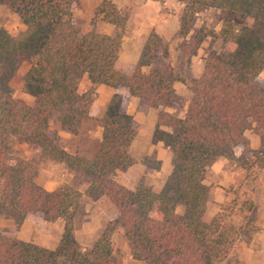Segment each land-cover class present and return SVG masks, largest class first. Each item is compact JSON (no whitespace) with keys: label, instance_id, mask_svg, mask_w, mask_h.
Returning <instances> with one entry per match:
<instances>
[{"label":"trees","instance_id":"obj_1","mask_svg":"<svg viewBox=\"0 0 264 264\" xmlns=\"http://www.w3.org/2000/svg\"><path fill=\"white\" fill-rule=\"evenodd\" d=\"M16 13L25 29L15 34L0 28V105L14 107L23 132L18 142L33 145L42 161L64 164L76 179L88 178L85 195L95 203L114 208L118 217L107 223L91 248L76 237L75 217L83 193L74 183L48 191L36 181L32 164L14 154L17 141L0 133V220H12L18 232L30 214L48 224L63 222V235L54 249L0 233V264H123L113 241L119 225L123 240L136 261L144 264H223L242 240V227L223 214L208 215L210 168L221 158L243 167L251 156L264 171V0H184L178 35L188 61L208 37L222 44L207 54L199 78L190 80L191 97L183 117L167 111L182 98L175 89L185 82L171 63L170 48L155 31L147 37L138 63L120 62L123 38L131 10L114 0H100L83 33L69 0H0ZM220 10L222 28L195 29L198 15ZM251 18V25L231 23ZM98 22L114 26L113 35L96 31ZM27 58L30 67L22 91L35 103L17 102L11 80ZM84 79L90 87L81 91ZM117 90L102 118L90 115L97 88ZM126 90L139 99L141 111L158 110L152 143H162L171 154L172 171L162 188L140 183L135 190L120 180L137 163L130 147L140 125L127 113ZM59 130L80 135L86 123L102 129L90 154L66 151ZM256 125L261 145L248 147L247 130ZM244 149L237 158L235 149ZM244 161V163H243ZM144 164L159 170L160 162ZM253 200L243 209L251 212ZM182 209V212H179ZM256 231V230H255ZM258 231V230H257Z\"/></svg>","mask_w":264,"mask_h":264},{"label":"rangeland","instance_id":"obj_2","mask_svg":"<svg viewBox=\"0 0 264 264\" xmlns=\"http://www.w3.org/2000/svg\"><path fill=\"white\" fill-rule=\"evenodd\" d=\"M69 1L72 2V8L76 23L79 25L83 33H88L92 29L91 20L93 17L94 10L100 4V0ZM147 1L148 0H114V2L121 9H130L131 15L138 5L146 3ZM158 1L162 4V15H165V13L170 12H179V10H183L184 8V0ZM205 18H207V21L205 20V24H201L198 27H195V29H199L200 27H206L210 30H214L217 33L221 30L222 19L220 14H218L216 11H211L206 15V17H204V19ZM248 20L249 19L246 18L243 21H239L235 17H229L228 19V21L231 23H239L244 25H248ZM208 21L210 22V26L206 25ZM137 24L138 20H135L134 24L132 25V29L128 33V36L130 38H133L135 36V29L137 27ZM217 27H219L218 31ZM0 28L5 29L6 31L12 34H15L25 29L18 15L5 5H0ZM112 30H114V26L108 23L98 22L96 25V31L102 34H109L110 32H112ZM168 40V43L164 40L163 41L168 44L170 48L171 63L177 73L185 80V82L178 83L185 84L188 90V95H186V97H181L182 100L174 107H172L173 110L169 113L177 117H182L186 112L187 104L191 97L190 80L193 78L191 77L190 70L192 67V60L194 56H197L199 49L194 54V56L191 57L189 62L187 56L183 55L181 50L179 49V46L183 40L180 38L178 33L174 36L169 34ZM221 44L222 42L220 39L216 37H208L204 40L201 46H203L202 50L205 51L206 54L209 53V51L212 49L219 48ZM29 67V60L27 58H24L21 62L20 68L11 80V86L14 88V98L17 102L25 103L27 105H33L35 103V100L27 96L22 91V80ZM89 87L90 84L88 80L84 79L81 84V91L85 92ZM137 109L139 112L142 113H148L151 110L150 109L148 111H141L139 108V104ZM51 129L57 131L59 144L61 145V147L67 148L69 153L74 154L76 152H79L82 154H90L94 142L97 141L95 139V134L97 133L99 128L94 122L86 123L80 135L78 136H73L71 134L70 136H65L63 134V131L59 130L56 122H52ZM22 132L23 129H21L18 125V114L16 108H6L0 105V133L7 135L17 141L14 147V154L8 158V162L13 163L17 157H22L28 160L37 172L36 181L38 183L40 181H47L50 183L53 182L55 183L57 189L59 186L62 185V183L56 181V174H63V171H65V169L56 166V164L54 163L42 161L40 158L39 151L33 145L24 142H18ZM145 158L147 157H142L140 160H136L138 164L143 165L146 169L144 174L140 177H138V175L140 174L139 172L135 174V189L141 182L147 186L156 187V185H158L159 182L163 180L165 174L168 173L169 167L171 165V154L169 151L166 155V160H168V166L165 167L160 162V170H155L146 166L144 164ZM150 159L155 160V157H150ZM53 171L54 173H50ZM89 182L90 180L88 178L76 179L74 177L71 180V183H74V185H76L79 190ZM225 191L228 200L223 204L212 206L211 213L208 215L213 218L219 214H223V216L226 217L227 220L232 221L236 225L242 227V240L236 244L234 250L223 264H246L244 260H241V249L244 246L243 244L250 243L253 237L261 231L262 227L260 224V217L264 213V208L263 206L259 205L256 208L254 207L251 212H247L243 209V202L245 200L254 201V198H256L258 201L260 200L261 202L264 201V175L257 168L256 165H251L247 169V175L245 176V178H243L242 173L236 178V181L233 183L232 186L225 188ZM96 210L106 212L107 216L109 217V221L114 220L118 217L117 211L114 208H108L98 203H95L94 205L90 202L82 203V205L79 204L75 217L78 231L83 230L85 224L87 223V220L96 216ZM179 212H182V209H179ZM100 219L102 220L101 222H103L102 216L100 217ZM96 221L99 222L98 216ZM59 222L63 224L62 221H58V224ZM29 224V233L31 237L36 241V243H42L48 239L54 238L53 234L55 232V224L46 223L40 214H32L30 216ZM0 233L16 237L17 231L14 228V222L12 220H1ZM123 233L124 226L119 225L117 232L113 236L115 240L114 242L118 245L121 250L122 259L125 257L126 254V243L122 238Z\"/></svg>","mask_w":264,"mask_h":264},{"label":"crops","instance_id":"obj_3","mask_svg":"<svg viewBox=\"0 0 264 264\" xmlns=\"http://www.w3.org/2000/svg\"><path fill=\"white\" fill-rule=\"evenodd\" d=\"M161 11L162 4L158 0H148L146 3L138 5L135 8L128 24L127 33L123 38L122 53L120 56V62L123 65L134 66L138 63L144 44L151 32L155 31L167 43L169 42V34L174 36L178 33L180 28V16L182 10H179V12L177 11L175 13H165V15H162ZM211 11H216L218 14L221 15L220 10H205L198 15L196 27L201 24H205V20L207 18L204 19V17H206V15ZM248 19V25H251L253 23V20L251 18ZM135 20H138V24L135 29V36L133 38H130L128 36V33L132 29V25L134 24ZM206 25L210 26V22L208 21ZM218 29L219 27H217V31ZM114 32L115 28L108 35H113ZM203 46L199 48L197 56L193 57L192 67L190 70L192 78H199L203 73L205 60L208 54H205V51L202 50ZM259 80L261 82H264V71L259 76ZM175 89L178 95L181 97H186V95H188L187 87L183 83L177 82L175 84ZM118 91L122 93L125 98V107L127 113L131 115L134 120L140 125L138 135L130 147L131 155L136 160H140L142 157H155V160L161 162V164H163L165 167L168 166V160H166V155L168 154L169 150L162 143H152L153 133L157 124L158 110L151 109L148 113L139 112L137 109L139 99L134 96H131L124 89ZM116 92L117 90L115 89L109 88L105 85H100L97 88V99L91 108V117L99 119L102 118L112 96ZM172 110V108L167 109L168 112H172ZM63 134L65 136H70V134L65 131H63ZM95 135V139L99 141L102 137V129L99 128ZM245 137L248 141V147L252 151H256L260 148L261 141L259 135L257 134L255 124L252 125L251 129L246 131ZM64 149L68 151L67 148L64 147ZM243 151L244 149L242 147H237L235 149L236 157L240 158L242 156ZM251 165H256V159L254 156H251L248 159L247 163H244L243 167H241L238 163L233 164L229 160L221 158L210 168L205 181L206 184L211 187V197L207 210L208 214L211 213L212 206L223 204L228 200L225 188L232 186L233 183L236 181V178L242 173L243 178H245V176L247 175V169ZM56 166L65 169V171H63V174H56V181L62 184L71 183V180L74 178L75 174L64 164H56ZM145 169L146 168L143 165L136 163L128 170V172L126 173L127 176L120 180V182L128 189L134 190V178L136 177L135 174L139 172L140 174L138 175V177H140L144 174ZM171 171L172 165H170L169 171L167 174H165L163 180H161L159 184L156 185V188H162L164 186ZM261 172L264 175V171ZM50 173H54V171ZM89 183L85 184L83 188H80V191L83 193V196L80 200V205L86 202H90L95 205V202L84 194L89 186ZM38 184L48 191L56 190V185L53 182L50 183L47 181H40ZM259 205L263 206L264 208V201L261 202L260 200L258 201L256 198H254V207L256 208ZM99 211L96 212L95 217H92L91 219L87 220V223L85 224L82 231H78L75 220L76 237L79 243L84 248H91L93 246V244L99 238L103 229L107 225V222L109 221V217L107 216L106 212L101 210ZM31 215L32 214L27 216L21 229L17 232L16 238L25 242L34 243L36 245L48 249H54L58 245L63 235V224L60 222L58 224V221L54 223L55 232L53 234V239L51 238L42 243H36V241L31 237L29 233V223ZM97 216L99 222L96 221ZM101 216L103 217V222H101ZM260 224L262 227L261 231L253 237L250 243L243 244L244 246L241 249V260H244L246 264H264V213L260 217ZM113 241H115L114 238ZM125 253L126 254L123 258V264H144L143 262L136 261L132 258L130 254V248L127 244L125 245Z\"/></svg>","mask_w":264,"mask_h":264}]
</instances>
